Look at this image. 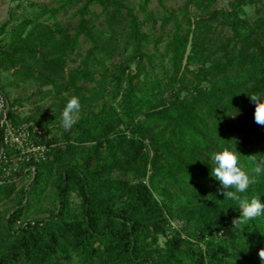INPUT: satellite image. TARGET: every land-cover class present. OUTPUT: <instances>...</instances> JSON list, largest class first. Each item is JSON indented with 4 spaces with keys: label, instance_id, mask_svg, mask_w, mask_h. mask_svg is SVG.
Segmentation results:
<instances>
[{
    "label": "trees",
    "instance_id": "16d2710c",
    "mask_svg": "<svg viewBox=\"0 0 264 264\" xmlns=\"http://www.w3.org/2000/svg\"><path fill=\"white\" fill-rule=\"evenodd\" d=\"M156 1L162 29L171 25L161 56L148 53L160 38L143 31L151 0H140L142 19L128 0H59L17 24L6 46L8 25L0 26V68L46 87L42 99H56L51 113L12 118L44 150L21 160L17 172L0 171V204L14 196L19 206L0 224V264H264V216L233 223L239 206L210 176L217 146L235 144L255 180L242 197L264 199V126L248 96L264 94V5L253 23L240 17L246 1L262 0H235L219 12L232 34L216 50L206 36L210 24ZM215 1L186 0L198 9ZM78 3L76 23L63 25L59 13ZM71 96L81 111L65 130ZM16 159L10 155L8 164ZM25 175L29 184L18 187L15 178ZM47 201L57 202L56 213L13 227L24 207ZM170 215L183 224L169 233Z\"/></svg>",
    "mask_w": 264,
    "mask_h": 264
},
{
    "label": "rangeland",
    "instance_id": "374dc122",
    "mask_svg": "<svg viewBox=\"0 0 264 264\" xmlns=\"http://www.w3.org/2000/svg\"><path fill=\"white\" fill-rule=\"evenodd\" d=\"M129 2L135 4L136 11L139 13V17L142 19L143 14L138 11L140 0H128ZM235 0H216L215 4L208 9H198L195 5L191 3H187L186 0H164L165 6L169 11L174 13H179L183 8H187V14L184 19H190L191 22L200 21L202 23H208L211 25V28L207 32V39L213 46V49L216 50L219 47V44L224 41V39L232 34V29L229 26H222L219 22V12L228 11L231 9V4ZM59 4V0H0V26L4 23H7L8 28L7 32L3 36V40H1V44L6 46V44L10 41V33L12 29L22 22L25 19L32 18L39 9L42 8H52L56 7ZM264 5V0L258 3H253L246 1V3L241 7L240 17L246 18L250 23L256 20L257 14L256 10L260 6ZM79 6L78 4L72 5L67 11H61L58 15V19L62 22L63 25L73 26L78 16L72 17L73 12ZM149 9L151 10V15L147 23L143 26V31L146 33L155 32L160 41V45L158 47H154L152 44L149 45L148 53H152L156 56H161L164 54L163 45L166 43L165 36L162 35V32L168 31L171 25H167L162 29V19L161 15L163 9L157 3L156 0H151L149 4ZM92 10L100 13V7L95 5L92 7ZM183 18V16H180ZM101 27H104V16H101V19L97 22ZM194 26H192L193 28ZM88 45H84V48H87ZM122 59L121 57H116L115 62ZM79 59H76L75 62L71 63L69 66H75L78 63ZM161 62L160 59L156 60V64ZM164 65L167 67V56L164 57L163 60ZM133 68V67H132ZM158 70H161L157 67ZM11 71H5L0 68V86L4 83H11V86L7 88H3L2 90L8 95L11 100L20 99L21 103L16 104V112L20 118L32 114L34 112L43 111L45 113H51L54 109L53 103L56 101L55 98H43L39 95V90H45L46 87H40L38 83H34L31 81H21L17 77L11 74ZM92 84H86L87 87H90ZM177 86V85H176ZM76 117V114H75ZM121 130H125L127 132L126 126H121ZM14 154V155H13ZM11 155H17L16 151H14ZM12 156V157H13ZM17 186L25 187L29 184V177L25 175L22 178L16 177ZM80 204V198L77 192H73L71 197V206L73 208H77ZM18 200L14 196L2 202L0 204V224L4 222L5 218H7L13 211L18 209ZM58 211V204L55 201L51 203L50 201L45 202L43 205H33L27 209L24 207L22 209V215L19 219L15 221L13 224L14 228H18L22 222L23 218L29 219L32 217H45L49 215L51 212L56 213ZM170 230L173 228H178L183 224L182 220H179L175 215H170ZM166 236H161L158 239V243L163 245L166 241Z\"/></svg>",
    "mask_w": 264,
    "mask_h": 264
},
{
    "label": "clouds",
    "instance_id": "9594fccd",
    "mask_svg": "<svg viewBox=\"0 0 264 264\" xmlns=\"http://www.w3.org/2000/svg\"><path fill=\"white\" fill-rule=\"evenodd\" d=\"M249 98L254 102V120L258 125L264 126V94H251ZM81 111L79 97L71 96L67 99L62 110L61 126L65 130H70L76 123L75 114ZM212 161L210 176L219 182L218 191H222L224 197L236 202L239 206L240 216L233 221L239 223V218L253 220L264 216V199L261 195H254L251 198L242 197L250 186L255 183L249 172L245 171L240 158V152L234 146L221 144L211 154ZM256 157H253L255 160ZM254 171L260 173L261 167L257 166ZM259 255L264 260V248L260 249Z\"/></svg>",
    "mask_w": 264,
    "mask_h": 264
},
{
    "label": "built area",
    "instance_id": "2783aa9c",
    "mask_svg": "<svg viewBox=\"0 0 264 264\" xmlns=\"http://www.w3.org/2000/svg\"><path fill=\"white\" fill-rule=\"evenodd\" d=\"M13 116L16 118L18 116L16 105H12V100L0 88V171L6 175L19 171L21 160H30L31 154L36 155L38 151L44 150V147H36L29 142L26 124L16 125L13 122ZM14 151L20 152V155L17 154V159L12 164H8V157ZM30 168L34 169L33 166Z\"/></svg>",
    "mask_w": 264,
    "mask_h": 264
}]
</instances>
